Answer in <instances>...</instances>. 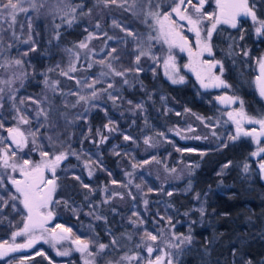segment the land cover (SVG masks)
Returning <instances> with one entry per match:
<instances>
[{
  "label": "trees",
  "instance_id": "obj_1",
  "mask_svg": "<svg viewBox=\"0 0 264 264\" xmlns=\"http://www.w3.org/2000/svg\"><path fill=\"white\" fill-rule=\"evenodd\" d=\"M48 1L53 0H46L44 4ZM68 1H71L75 11H69L70 16L66 18H60L57 14L49 16L44 12L43 5L36 18L30 10L27 17L25 14L21 15L22 21L18 18L13 31L3 32L8 38H4L0 43V74L8 76L11 73L14 76L13 68H17L20 76L17 81L20 86L18 95L23 96V100L39 97L41 93L47 94L44 102H48V107L42 108L43 113L46 114V120L47 117L49 120L46 124L49 122L51 125L50 134H55L54 138L58 137L60 145L71 152L92 150L89 154L93 153L94 159L98 157L100 171L91 180L81 178L87 182V187L79 185L80 177L77 172L59 177V189L53 198V204L57 207H52L56 222H62L60 206L73 203L79 212L76 213L71 207V218L64 219L71 228L78 230V223H83L84 230L82 232L80 229V234L90 238L92 244L110 246L104 251V255L119 253L117 245L126 247L127 254H132L139 251L141 238L144 237L141 236V228L134 229L128 220L138 199L134 201L133 192L122 185L129 181L136 171L132 170V162H143L145 166H149L164 152H172V157H175L173 159L176 160L178 155L179 159L183 160L186 153L181 151L187 148L189 143L180 139L174 140L171 128L181 123L180 117L188 118L187 121L191 120L195 125L198 122L196 136L192 133L189 137L196 139L195 137L203 136L204 140H208V136L200 134L197 130L201 127L197 116H211L214 106L209 101V95L202 93L193 83L170 86L166 81L155 77L156 63L150 60L149 65L130 76L131 84L126 83L114 90L116 98L110 99V107L104 105L93 109L87 120H78L75 116L76 104H73L76 102L74 95L70 94L67 102H64L65 96L78 87V78L94 75L96 68L92 65L90 69L68 72L64 67V60L73 54L83 58L88 55L89 47H95V51L90 55L95 57L108 46L115 49L114 52L119 56L121 52L118 60L115 57L111 60L114 65L120 64V68L124 69L131 62V49L135 38L138 35H147L150 38L157 36V33L155 27L152 28L144 22L146 17L137 13L138 11L128 3L113 4L106 3L105 0ZM177 1L179 0H139L136 8H147L155 14L168 11ZM255 6L262 8L260 10L264 12V0H258ZM6 24L5 22L4 25ZM129 32L134 35H129ZM92 33L95 35L92 36ZM243 42L236 37L233 39L235 47ZM81 43L86 47H80ZM151 43L155 46L157 42ZM17 60L21 63L11 64ZM52 84L53 89L44 92ZM116 101L122 110L121 113L127 114L126 116L122 117L120 113H106ZM131 104L134 109L138 105L137 108L141 106L143 109L129 116L125 108ZM108 117V121L120 134L107 140L105 134H112L104 131V123ZM129 124L132 127H129ZM121 135L130 137L124 152L121 150L123 146H120L123 139ZM90 136L94 139L93 143L88 141ZM132 138L136 140L132 141ZM145 140L148 141L147 145ZM136 142L137 147L134 149ZM245 143L239 156L247 164V171L242 170V167L240 170H234V156H224L230 146L221 147L219 143V146L210 145L215 148L214 151L199 158H196L195 154L190 155V158L195 156L193 166L197 169L189 168V181L184 179L177 182L166 177L163 181L153 177L151 172L152 177L148 175L157 191L150 192L152 198H156L152 201L156 202L160 209L156 207L158 215L151 213L149 216L142 212L141 230L145 227L151 235L159 238L162 226H168L175 237H191L190 243L182 244L179 250L172 252L174 264H247L249 261L251 264H264V182H261L255 164L250 162L247 150L251 148V143ZM97 146L100 147V153L94 149ZM140 146L154 153L147 151L142 154ZM192 146L205 149L209 145ZM220 165H228L227 170L218 173ZM158 169L160 176H164V172L168 171L162 172L161 167ZM1 172L0 167V180L4 178ZM101 184L103 189H100ZM186 184H190V187H184ZM7 187L14 193L12 186ZM160 205H167L169 210L162 209ZM6 209L4 213L0 211V216L3 213L0 218L8 214L9 205ZM19 209L18 212L21 211ZM152 218L158 220L152 221ZM5 235L4 230H0V237L4 238ZM176 243H179V240L176 239ZM47 260L48 257L43 261L37 259L35 263L30 264H50ZM0 264L8 263L0 260Z\"/></svg>",
  "mask_w": 264,
  "mask_h": 264
},
{
  "label": "rangeland",
  "instance_id": "obj_2",
  "mask_svg": "<svg viewBox=\"0 0 264 264\" xmlns=\"http://www.w3.org/2000/svg\"><path fill=\"white\" fill-rule=\"evenodd\" d=\"M138 1L139 0H117L118 3L122 2L130 4L131 8L138 11L137 13L143 14L146 17H144V22H147V25H150L152 28L155 27L157 36H151L150 39L149 37H147V35H138L135 38L131 49L132 58L128 67L123 69L120 68V64L119 66L114 65L111 58L115 57V59L118 60V58L121 56V52H119V56L118 53L112 51L113 48H109L108 46L104 51L98 53V56L96 55L95 57L90 56L91 52L95 51V47H89L88 55L84 56L83 58H80L78 54H73L64 60V67L68 72H75L77 69L81 70L84 68L90 69L92 65L96 68V70L94 71V75L83 79L78 78V87L72 92L67 93L65 96L64 102H67L68 96L70 94L74 95V99L76 100V102H74L73 104H76L74 106L75 108H77L75 116H77L78 120L79 118L87 120L93 109L99 108L104 105L110 107V99L116 98L114 90L120 88L121 86H124V84L126 83L131 84L132 81L129 80L130 76L135 71L140 72V69L147 66V64L149 65L150 60H152V63H156V65H154L155 71L157 73L155 77L161 78L162 80L166 81L167 85H185L188 81H190L189 78L193 77L192 73L184 71L186 67L185 62L182 59L183 56H188V52L186 51V49L181 50L179 46H172L170 48L169 44L164 42V39L160 34V25L157 23L156 17L152 15L153 12H150L147 8H143L142 5L141 6L143 9L138 10V8H136V6L139 5ZM7 2L8 0H0V3ZM34 2L36 3L39 10H32L30 8L29 0H25L22 6L29 10L27 12L18 11L16 14L15 22H12L11 17L7 16V14H5L3 18H0V43L3 42L4 38H8V36L3 35V32L7 30L13 31L14 24L16 23V21H18V18H20V21L23 20L21 15L24 16L25 14V17H27V13L31 10V12L35 14L34 18H36L39 12L42 11L41 5H45L44 3L46 2V0H34ZM176 4H179V1H177ZM176 4L173 5L172 8L176 7ZM180 7L181 13L183 14L185 12V9L183 5H181ZM172 8L168 11H160L158 13L161 14V18L164 13L170 14L171 20L176 22V31L181 34V31L184 29V25L182 24L180 19L176 17L177 14L172 12ZM73 9H75L73 7V4L68 0L48 1L45 7H43L44 12L49 16L50 14H57V16L60 18L62 16L65 18L70 16L69 14L71 12L69 13V11H73ZM5 22L7 23L6 25H4ZM168 23V21H165L166 25ZM20 29L23 31L21 26ZM94 35L95 34L92 33V36ZM151 41L157 42L156 45L154 46ZM233 47L235 48L232 40L228 44L227 51L224 50V48L222 49L223 51H221V54L224 53L225 55L224 60L227 59V61H229V64H235V62H232V60L229 59V57L234 56L233 52L235 50L233 49ZM141 51L148 52L149 55L141 56L139 62H137L136 57L140 55ZM199 53L205 54L206 51L200 50ZM169 57H172V59L169 60ZM101 61H103V63H101ZM165 61H168L167 67L165 66ZM15 63L16 62H13L11 64L16 65ZM13 71L14 76L11 73L8 74V76L6 74H0V117L1 115H4L3 118H0V125H3L2 127H0V155H2L5 150L8 151L9 155H11V152H15V162L17 163V165H20L23 164V161L25 159L30 160L33 164L39 163L42 160V157L40 155L41 151H46L49 153L48 159H52L55 155L63 152L66 154V158L61 160L55 169V175L57 177V188L55 193L59 189V177L71 175L72 172H77V175L80 177L78 183L79 185H81V187L86 185L85 183L87 182L83 181V179L81 178L91 180L94 178L95 174L100 171L98 165V157L96 156V159H94L93 153L89 154V152H93L92 150H89V152H87V149L85 150V152L80 150L77 152H71L66 150V147L64 148V146L60 145V143L57 141L58 137L54 138L55 134H50V129H52L50 127L51 125L49 124V122L48 125L46 124L49 120L48 117L46 120V114L43 113L42 108L48 107V102H44L47 94L41 93V96L39 97H28L27 100H23V96L18 95V88L20 87L19 82H17L18 80H20L18 69L13 68ZM117 72L123 73V75H117ZM181 77H183V82L173 83V80L179 81ZM197 84L196 87L198 88ZM89 85H92V87H89ZM109 85H111V87H109ZM53 87L54 86L52 84L47 88V90H44V92L48 91V89H50L51 91ZM93 91L96 92L95 97L92 96ZM81 96L85 97V99L81 100ZM242 98L243 101H245V98ZM211 102L214 106L213 114L208 117L197 116V119L200 121L199 125L201 126L197 130L200 132V134L208 136V140H204L203 136H200L199 138L195 137L196 139L189 137V135H191L192 133H194L196 136V127L198 126V122H196L197 125H195L191 120L187 121L188 118L180 117L181 123L178 126L171 128V131L174 135V140L180 139V141L182 140L186 143H189V146L181 151L183 153H186V156L183 160L179 159L178 155L176 156L175 160L173 159L175 157H172V152H168L167 154L164 152L161 154V157L155 158L154 163L150 164L149 166H145L143 162H137L138 164L134 161V163L132 162V170L135 169L137 172L135 171V173L130 176V180L125 181V183H122V185L124 184V187L129 188V190L133 192L134 201L138 199V202L136 200V204L134 203L132 208L133 211L129 214L128 218L129 223L134 227V229H136L137 227L142 229L143 227L142 212H145L146 215L149 216L151 215V213H155L158 215L156 209V207H158L156 205L157 203L153 202L154 200H156V198H152V195L150 194V192L155 191V189L151 184L149 177H152L151 175L153 174V177L155 176L157 179H162L163 181H165V177L168 179L171 178L177 180V182L184 181V179H187L186 181H189V168L192 167V169H197V167L193 166V160L195 159V156L196 158H199L207 152L214 151L215 148L213 149V147H211L210 145L219 146V143L221 147L229 145V151L225 152L224 156H234L232 162L234 166L233 169L240 170L242 167V170H244L245 165L247 164L245 163V161H242V159L240 158L241 156L239 155L243 151L242 145L246 144V141L249 143L251 142V148L247 150L250 162H252V159L258 160L259 167L257 168V166H255V168L256 171H258L259 176L261 174V178L264 179V171H262L260 167L261 164H264V152L258 151L259 149L264 148V142L261 143V140L259 138H251V140H248V138L243 134L237 136V124L235 122V119H230L228 115L229 113H232L231 110L226 109L224 105H222V107L216 105L213 101ZM112 104L113 105L111 106V110L110 108L109 110L107 109L108 112L106 113H120L122 117L127 115L121 113L122 110L119 109L118 101ZM131 106L133 105L131 104L127 108L124 107L126 111L129 112V116L135 115L139 113L138 111H141V106L140 108L134 106L135 109ZM21 117H23L24 120H27L28 123H24ZM106 120L107 121L104 123V131L105 133H112L109 136L105 134L106 139H114L119 136L120 132L117 133L115 129L116 127H114L110 123V121H108L109 117ZM128 126L132 127L130 124ZM240 126L241 128H244L242 124ZM8 129H19V132L23 133V139L26 140V144H21L20 147H14L7 138ZM121 137L123 139L121 140L122 142L120 146H123L121 150L122 152H124L126 151L124 147H126L128 142L127 140H125L124 136L121 135ZM232 137L236 138L232 139ZM92 139L93 138L90 136L88 139L89 143H93ZM106 139L104 140L105 143ZM132 139V141L136 140L135 138ZM33 141H35V143ZM145 145H147V143H145ZM192 145L209 146H207L205 149H196ZM133 147L134 149H136L137 142L134 143ZM94 149H96V151L100 153V147L97 146ZM147 151L151 152L152 150H148V148H143L140 146V152L142 154L147 153ZM152 152L154 153V151ZM253 153L258 154L253 155ZM192 154H195V156H193V158H190V155ZM0 164H2V161H0ZM0 167L2 169L1 176L4 177L2 179L3 184L2 186H0V198H2L0 199V211L4 213L5 210H7L6 207L9 205L8 214H5L4 217L0 218V226H3V228L0 230H4V232L6 233L4 238L0 237V247L25 245L28 243L30 238L35 239L36 244L34 249L29 253L0 256V260H2L3 263L30 264L35 263L37 259L43 261L46 257H48L49 260H47V263L50 264H86V261L88 262V264H147L154 261L153 259L159 257L162 258V261L159 264H168L169 260H171L172 264H174L172 260V252L179 249L171 246L172 244H176V239L174 238L175 236L173 235V231L169 229L168 226H162L159 238H157L155 242L148 238L147 234H149V232L144 227L143 230L140 229L141 236L144 237L143 239L141 238L138 252L127 254L128 249L126 247L117 245V252L119 253L115 252L114 254H111V256H108L104 255V251L110 247L108 244L107 247L103 251H101L99 249L100 244H92L90 238H85L83 234H80L78 232L80 229L83 232V223H78L79 228L78 230H76L71 228L68 222L65 221L66 219L71 218V214L69 213L71 207H73L74 211H77L76 213L79 212L78 207L73 203H64L63 206H60V217L62 219V222H56L52 226H46L43 229H36L29 233L17 235L15 239H13V233L21 232L23 230L26 215L23 210V204L20 202L22 197H20L19 193H16V191L12 193L7 186H12L15 189L14 185L10 182V178L19 180L21 174L18 169L16 171H12V169L10 168L5 169L2 166ZM159 167H161L162 172L164 170H168L167 172H164V176H160L159 173L161 172L158 169ZM227 168L228 165L227 167H225V165H220L218 168V173L225 172ZM45 172L47 173L48 179L52 178V173L50 171L45 170ZM89 172H91V175H89ZM156 184H158V182H156ZM184 187L188 188L190 187V184H186ZM100 189H103L102 184L100 185ZM11 195H16L18 199L12 200L10 198ZM145 201H147V203H145ZM13 205H15V207H13ZM53 205L54 204L51 203L48 209L44 210V213L51 211V213L55 215L52 208ZM160 207L162 209L169 210V207L167 205L165 207L160 205ZM18 209L21 211L18 212ZM3 213H1V216H3ZM19 218H21L20 221ZM151 220L155 221L158 220V218H152ZM57 225L62 226V228L71 229V233H67L66 239H58L55 241L52 239V230H55V234H61L58 232V230L61 228H58ZM77 239L88 244L87 252L82 253L77 250L78 246L73 242ZM149 245L153 246L154 248V251L151 254H149L147 251V246ZM63 252H67L68 255H58V253ZM89 253H91V255H89Z\"/></svg>",
  "mask_w": 264,
  "mask_h": 264
},
{
  "label": "snow or ice",
  "instance_id": "obj_3",
  "mask_svg": "<svg viewBox=\"0 0 264 264\" xmlns=\"http://www.w3.org/2000/svg\"><path fill=\"white\" fill-rule=\"evenodd\" d=\"M25 2V0H8L7 3H0V18H3L5 14L7 16L11 17L12 22H15L16 14L17 12H27L29 9L24 8L22 5ZM30 2V8L32 10L38 11L36 3L34 0H29ZM106 3H113L115 4L117 0H105ZM192 0H187L188 4H191ZM205 0H199L200 7H196L193 5V8L197 13L201 12V8L203 7ZM185 3V0H179V4L176 5V7L172 8V12L176 13L181 20H187L188 23L191 25L190 31L195 32L197 37V47L201 49V51H207L209 54H211V46H210V40L212 37V33L216 28V25L223 22L231 24L232 27H236V17L240 15H250L252 19L255 21L257 19L256 14L248 5V0H217V7L219 8V13L215 15L214 22L210 29L207 30L206 37L201 38V31L199 28V25L201 23V20L199 18L194 19L191 15H183L181 13V5ZM42 7V5H41ZM75 11V9H73ZM156 17L157 23L160 25L159 31L161 36L164 39V42L169 44V47L172 46H179L181 50H184L185 47H187V40L185 37L181 36L178 31H176V22L172 21L170 18V14L164 13L162 18L161 14L155 13L152 14ZM208 19H213L212 14H207ZM165 21H168L169 23L166 25ZM69 24L71 21L68 22ZM99 27V25H97ZM256 32L258 35L264 34V21L260 22V26L256 28ZM129 35H134L133 33L129 32ZM151 39V37H150ZM80 47H86L85 44L81 43ZM189 54L192 55L191 49L189 48ZM114 52L115 49H112ZM26 54V53H25ZM149 55L148 52L141 51L140 55L136 57L137 62H139L141 56ZM247 55V53H245ZM172 57H169V60H171ZM17 64L21 63V61L17 60ZM103 63V61H101ZM260 65V75L256 78L259 94L262 98H264V58H261L258 61ZM216 64H219L217 61ZM216 64H209V69L212 67H215ZM165 66H168V61H165ZM223 71V66L221 65V72ZM117 75H123V73H116ZM199 79V76H198ZM216 84L214 86L217 87H230V85L226 84V82L222 79H220L219 76L215 77ZM127 82V81H125ZM177 82H183V77L180 78L179 81L173 80V83ZM202 86L207 87V85H204L202 83ZM89 87H92V85H89ZM111 87V85H109ZM92 96H96V92H92ZM81 100H84L85 97L81 96ZM218 100H220L222 103H239L241 111L237 113V116H239V119H235L233 117L232 113H229L230 119H235V122L237 124V136L243 132L246 136H252L253 133H256V129H252L251 132L244 131L241 128V121L246 119L248 123L250 124H258L260 126V131L257 135H264V116H261L260 118H254V117H248L243 112V106L244 101L240 99L237 96H229V97H218ZM139 107V105L137 106ZM24 123H28L27 120H24L23 117H21ZM3 125H0L2 127ZM15 131L16 135L20 136L21 139L17 140L16 136L13 135V132ZM8 132L10 136H12L13 142L17 145L26 144V140L23 139V133L19 132V129L13 130L8 129ZM34 135V134H33ZM125 140L130 139V137L125 136ZM236 137H232V139H235ZM255 138V137H254ZM35 143V141H33ZM145 143H148L147 140H145ZM259 152H264V148H261L258 150ZM258 153H253V155H256ZM40 155L42 157V160L39 163H32L30 160L25 159L23 161V164L17 165L15 162V152H11V155L8 154V151L5 150V152L0 155V161H2V166L5 169H12V171L19 170L20 174L24 177L23 180H17L14 178H10V182L14 185L16 193H19L20 197L22 199L20 202L23 204L24 209L27 211L26 216V222L24 224V228L21 232L13 233V239L17 235H22L25 233L32 232L36 229H43L45 223L48 219H51L52 213L51 211H48L45 215L44 210L48 209L49 205L53 203V193L56 191L57 184H56V175H55V169L58 163L66 158V154L61 152L57 155H55L52 159H48L49 153L46 151H41ZM147 163V161L145 162ZM227 167V165H225ZM261 170L264 171V164L260 165ZM48 170L52 173V178L48 179L44 175V171ZM245 171H247V165H245ZM89 175H91V172H89ZM77 179H79L77 177ZM3 181L0 180V186H2ZM84 187H87V185H84ZM171 195V193H169ZM12 200H17L18 197L16 195H11L10 197ZM2 199V198H0ZM147 203V201H145ZM15 207V205H13ZM201 212H203V209H201ZM135 215V213H134ZM58 228H61V234H55V230H52L53 236L52 239L58 240V239H66L67 237L63 235V233H71V229L68 228H62V226L57 225ZM148 238L155 242L157 240V236L151 235L150 233L147 234ZM175 239L179 240V243L172 244L171 246L180 249L182 244H187L191 242V237H174ZM77 244L78 248L77 250L80 252H87L88 250V244L80 241L79 239L73 241ZM35 243V239L30 238L28 243L25 245H15L10 248V250L14 251L18 248L22 247H31ZM115 243V241H113ZM107 245L100 244L99 249L103 251ZM147 251L149 254H151L154 251L153 246L149 245L147 246ZM235 254V253H234ZM58 255H68L67 252L58 253ZM91 255V253H89ZM160 258L157 257V260ZM86 264L88 262L86 261ZM168 264H172V261L169 260ZM247 264H251V262H247Z\"/></svg>",
  "mask_w": 264,
  "mask_h": 264
},
{
  "label": "flooded vegetation",
  "instance_id": "obj_4",
  "mask_svg": "<svg viewBox=\"0 0 264 264\" xmlns=\"http://www.w3.org/2000/svg\"><path fill=\"white\" fill-rule=\"evenodd\" d=\"M257 1L258 0H248L249 7L256 14L257 19L255 21L250 15H240L236 17V27H232L231 24L223 22L216 25L210 40L211 54L207 51L205 54L199 53L201 49L197 47L196 34L189 30L191 25L187 20H181L179 16L176 15L184 25V29L181 31L180 35L187 40V47L184 49L188 52V56L185 55L182 59L186 67L184 71L193 74V77L189 78L190 81L187 83H193L195 85L198 83L197 85L200 91L209 95V101H213L218 106L224 105L226 109L231 110L235 119H239V116H237V113L241 111L239 103H222L217 99L218 97L237 96L242 100V97H244L243 112L248 117L260 118L264 116V98L259 94L256 81V78L260 75V65L258 61L264 58V34L258 35L256 28L260 26L261 21H264V12L255 6ZM193 5L200 7L199 0H192L191 4H188L187 0H185L183 4L185 12L183 15H191L194 19L199 18L201 20L199 28L201 31V38L203 39L206 37L207 30L211 28L215 15L219 13L217 0H205L200 13L195 11ZM207 14H212L213 19H208ZM234 37L244 42L242 44L239 43L240 45H236L235 48L233 47L235 50L233 52L234 56L229 57V59L235 62V64H229L227 59L224 60L225 55L224 53L221 54V51H223V48L227 51L228 44ZM189 48L191 49L192 55L189 54ZM245 53H247V55H245ZM217 61L219 64H216ZM209 64H216V66L209 69ZM221 65L223 66L222 72ZM217 76L224 80L226 84L230 85V87L214 86L217 83L215 80ZM202 83L207 85V87L202 86ZM241 124L244 126V128H242L244 131L251 132L252 129H256V133H253L252 136L245 135L248 140H251V138L254 139L255 137L259 138L261 143L264 142V135H257L260 131V126L258 124H250L246 119L242 120ZM241 134H243V132H241ZM253 162L258 168V160L252 159V163ZM261 182H264L263 178H261ZM153 260L155 261L157 258ZM161 261L162 258H160L156 264L161 263Z\"/></svg>",
  "mask_w": 264,
  "mask_h": 264
},
{
  "label": "water",
  "instance_id": "obj_5",
  "mask_svg": "<svg viewBox=\"0 0 264 264\" xmlns=\"http://www.w3.org/2000/svg\"><path fill=\"white\" fill-rule=\"evenodd\" d=\"M15 130V129H13ZM13 135L16 136V139L17 140H20L21 137L16 135L15 131L13 132ZM7 138L9 140V142L14 146V147H20L21 145H17L16 143L13 142V139H12V136H10L9 132L7 131ZM44 175L46 177L47 173L44 171ZM24 177L22 175H20V179L19 180H23ZM54 194V193H53ZM23 210H24V213L25 215L27 216V211L24 209L23 207ZM47 213H45L46 215ZM26 216H25V221H24V224L26 222ZM55 223V216L54 214L52 213V216H51V219H48L47 222L45 223L44 227L46 226H52L53 224ZM59 233H61V229L58 230ZM64 236H67V233H63ZM35 243L31 246V247H22V248H18L14 251L10 250L11 246H1L0 247V256H9L11 254H14V253H29L31 252L34 247H35ZM158 262V260H155V261H152V262H149L148 264H156Z\"/></svg>",
  "mask_w": 264,
  "mask_h": 264
}]
</instances>
